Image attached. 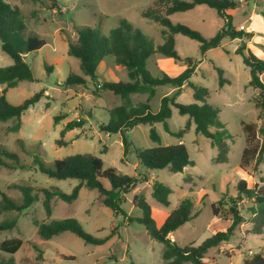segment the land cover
<instances>
[{
  "label": "rangeland",
  "instance_id": "rangeland-1",
  "mask_svg": "<svg viewBox=\"0 0 264 264\" xmlns=\"http://www.w3.org/2000/svg\"><path fill=\"white\" fill-rule=\"evenodd\" d=\"M153 1L58 0V7L53 9L48 0H9L14 7L20 9L27 25V33L38 34L46 44L39 51L28 53L25 57L36 80L20 81L15 87L7 89V98L14 105L21 104L40 90H44V96L23 114L22 126L18 131H8L13 120L0 122V147L16 153L20 163L29 166L28 169L1 166L0 190L17 203H22L23 194L14 187L16 185L32 187L33 193L38 197L29 209L20 214L17 211L0 214V222L17 219L14 229L0 231V241L12 238L23 240V246L14 254L0 251V263L11 260L14 264H165L163 255L166 246L153 238L139 221L143 217L141 209L134 207L131 210L132 192L126 195L128 199L121 206L134 219H128V225L124 224L122 217H114L112 210L101 203V195L96 189L87 187L80 190L78 199L72 205L58 197L53 198L52 214L49 216L43 206L42 188L57 187L71 193L79 181L49 177L40 171L35 159L39 158L45 166L52 167L56 159L89 153L100 157L104 168L113 167L121 173L132 175L135 171L134 164L139 161V149L174 145L180 141L188 147L194 165L178 173L167 169H153L150 172V177L153 176L156 181L172 189L169 206L159 203L151 196L152 188L140 185V196L145 197L153 208L155 222L158 224L164 213H171L177 208L182 199L191 197L193 211L198 216L176 229L172 236L181 246L192 243L200 245L215 231L226 230L230 226L232 214L228 210V204L232 198L233 212L238 210L243 220L229 242L208 251L205 264H242L245 257L264 248V233L257 234L253 228L251 201L239 192L238 187L240 181L245 182L248 188L264 185V160L259 164L253 161L245 169L240 168L242 153L247 145L242 123L253 124L258 140H262L259 131L264 129V111L259 104L263 100L259 96V90L248 86L250 68L245 64L243 56L237 53L242 41L246 42L247 47V41L255 34L241 30L240 26L254 24L257 29L251 51L264 59V0H233L238 3V7L229 10L228 14L231 15L235 30L245 34L243 38L225 39L220 46L203 53L198 41L181 34L175 36L178 53L199 62L191 83L209 89L207 102L219 109L220 119L231 136L228 140L230 152L226 163L215 162L217 148L209 138L196 132L194 123L185 129L189 116L181 115L176 107H172V115L167 120L170 132L162 122L153 125L139 124L129 130L127 137L131 147L126 156L121 134L107 133L100 128L109 121L108 110L122 104V100L110 91L96 90V82L83 73L79 60L68 54V41L75 40L76 26L99 28L105 35H109L121 19H127L152 39L155 45H159L163 42V27L142 17V12ZM170 18L174 23L189 25L206 39L214 37L225 25V20L217 11L207 6L178 12ZM160 57L166 58L156 54L147 61V68L155 76L162 74L157 67V59ZM12 63V58L3 52L0 42V67ZM46 65L53 66L54 69L47 71ZM216 66L224 70V77L228 79L223 87L220 86ZM70 72L85 78L86 84L63 86ZM180 73L177 69L166 72L171 77ZM98 74L100 82L129 81L127 69L117 65L112 56L100 63ZM261 78L264 81V74ZM4 88L5 86H1L0 92ZM171 94L176 95V101L180 104L195 102L192 87L186 85L178 89L164 85L156 88L150 101L152 111L158 112L162 97ZM147 98V94H134L131 104L137 106L146 102ZM64 114L67 117L55 125L54 118ZM78 119L85 122L84 126L62 137L64 125ZM151 129L158 133L160 142L151 138ZM183 129L184 136L179 137L177 133ZM60 139L67 143L58 145L57 140ZM122 158L125 160L122 161ZM140 171L145 173L147 168L141 165ZM187 177L191 179L188 180ZM105 184L109 187L107 180ZM1 200L2 195L0 202ZM213 203L218 206L219 217L214 216ZM68 217L76 218L87 233L108 240L101 245L86 243L69 231L47 240L40 237L34 224L36 220L47 223ZM35 245L43 251L42 257L35 250Z\"/></svg>",
  "mask_w": 264,
  "mask_h": 264
},
{
  "label": "trees",
  "instance_id": "trees-1",
  "mask_svg": "<svg viewBox=\"0 0 264 264\" xmlns=\"http://www.w3.org/2000/svg\"><path fill=\"white\" fill-rule=\"evenodd\" d=\"M26 1V0H22ZM37 2L40 0H27ZM51 8L58 7V0H48ZM197 6H207L217 11L218 15L225 20L224 27L211 39H206L199 31L187 24L174 23L171 16L178 12H186L195 9ZM238 7V3L233 0H154L152 5L142 12V17L159 23L162 27V40L159 45H155L152 39L136 28L127 19H121L119 25L111 30L109 35H105L99 28L75 27V40L68 41V54L79 60L83 73L92 81L96 82V90L110 91L119 96L122 104L108 110L109 121L100 126L102 131L107 133H119L122 136L124 146V156L130 150L131 144L127 137V132L139 124L164 123L167 131L170 129L167 120L172 115V107H176L181 115H188L186 128L192 123L196 126V132L201 133L211 140L217 148L216 163L228 162L230 152L228 140L230 135L225 123L219 116V109L210 105L207 101L210 95L209 89L191 83V77L195 73L198 63L191 57H182L175 48L176 35L181 34L201 44L203 53L209 49L216 48L225 39L243 38L242 31H237L233 27L229 10ZM0 42L3 52L10 56L13 63L9 66L0 67V87L5 88L0 92V122L13 120V124L8 127V131H18L22 126L23 114L41 97L44 90H40L21 104L14 105L7 98V89L15 87L20 81H35V76L30 65L25 60L28 53L37 52L45 46V40L38 34H28L27 25L18 7H14L9 0H0ZM237 53L242 55L245 64L250 68L249 87L259 90V96L263 100L259 105L264 111V81L261 76L264 74V59L257 57L250 49H247L246 42L237 48ZM159 54L170 57L176 63L186 65V69L178 76L171 77L162 72L160 76H155L147 68V61L154 55ZM112 56L117 65L127 69L129 81L100 82L98 67L105 58ZM47 71H52L53 66H47ZM219 73V83L223 87L228 79L224 77V70L216 66ZM87 80L70 72L62 84L65 87L86 84ZM164 85H171L181 89L184 85L192 87L195 102L183 105L176 101V95H165L161 99L160 109L154 113L150 101L156 93V88ZM147 94L148 100L137 106L131 104V95ZM83 111V110H82ZM67 115H57L54 124L66 118ZM85 122L82 119L67 122L61 136L65 137L70 131L82 128ZM243 131L246 135L247 145L245 146L240 162V168L245 169L253 161L257 164L264 160V129L259 133L262 140H258V133L255 126L250 123H242ZM178 132L179 137L184 136V130ZM151 138L155 142H160L158 133L151 129ZM63 139L57 140L58 145H65ZM138 157L141 163L155 170L167 169L173 173L183 172L188 166H193L194 161L190 158L188 147L185 143L174 145H157L149 149H139ZM11 161V162H9ZM39 164L41 172L51 178L60 180L76 179L79 183L73 188L71 193H66L62 189L42 188L44 194L43 206L48 215L52 214L51 201L58 197L62 201L72 205L79 197L82 187L96 189L101 195V203L112 210L113 216L127 214L122 209V204L126 201V195L134 190L140 183L148 181L147 176L139 177L124 174L116 168H104L103 160L93 154H75L62 159H56L52 167H47L39 158L35 159ZM13 169H28L29 166L20 163L16 153L10 152L0 147V167ZM188 180L191 177L187 178ZM109 182V187L105 184ZM20 189L23 194L22 203L11 200L0 190L2 200L0 202V214L5 211H17L22 213L29 209L38 197L33 193L30 186H14ZM239 192L251 201V215L255 233H264V185L248 188L245 182L238 184ZM172 189L166 184L154 181L152 184L151 196L159 203L169 206V196ZM228 204V210L232 214V222L226 230H217L212 236L206 238L200 245L189 244L179 245L170 238V234L180 226L190 222L198 213L193 211V200L186 197L181 200L161 227H158L152 215L151 205L143 196H135L134 204L143 212V217L139 220L143 223L151 236L166 246L163 258L165 264H205L208 251L219 247L225 242H229L233 237L236 227L242 222L243 216L237 210L233 212V201ZM215 217H219L217 204H212ZM129 217V216H127ZM129 219L133 220L131 217ZM37 232L43 239H51L63 232L69 231L86 243L101 245L108 238H96L87 233L76 218L68 217L51 222L34 221ZM17 225V219H10L0 222V231L12 230ZM23 246V240L19 238L5 239L0 241V251L14 254ZM39 256H43V251L37 245L34 246ZM0 264H14L11 260ZM135 264V263H131ZM219 264V263H216ZM242 264H264V248L251 253L243 259Z\"/></svg>",
  "mask_w": 264,
  "mask_h": 264
},
{
  "label": "crops",
  "instance_id": "crops-1",
  "mask_svg": "<svg viewBox=\"0 0 264 264\" xmlns=\"http://www.w3.org/2000/svg\"><path fill=\"white\" fill-rule=\"evenodd\" d=\"M198 7V6H197ZM253 26H254V24H253ZM255 28H256V26H255ZM257 29V28H256ZM250 34H253V33H250ZM256 34V33H255ZM253 35L252 36V39L250 40V41H247V47H248V49H252V46H251V43H252V41L254 40V38H255V36L256 35ZM157 67H158V69L159 70H161V73L162 72H164L165 71V73L168 71L169 72V69H177V72H183L185 69H186V65H177L176 64V62H175V60L173 59V58H170V57H166V58H162L161 59V57L160 58H158L157 59ZM180 73V74H181ZM263 76V75H262ZM184 86H186V85H184ZM183 86V87H184ZM182 87V88H183ZM134 95V94H133ZM131 99H132V95H131ZM148 99V98H147ZM146 99V100H147ZM79 111V110H78ZM193 124V123H192ZM180 142H182V141H180ZM179 142V143H180ZM124 158H122V161H124L123 160ZM141 165H143L142 163H141V161H140V159H139V161L138 162H136L135 164H134V168H135V171H134V173L132 174V176H136V177H139V176H141V175H145V176H147V178H148V181H146V182H144V183H140L134 190H132L131 192H132V194H133V197H132V208H131V210H133V208L134 207H136L135 206V204H134V198H135V196H140V191H141V189H140V185L141 184H143V185H145V187L146 188H152V184H153V182L154 181H156V179L152 176V177H150V172H152V169H149V168H147V171L145 172V173H143V172H141L140 171V167H141ZM144 166V165H143ZM145 167V166H144ZM121 172V171H120ZM188 178V177H187ZM186 178V179H187ZM83 188V187H82ZM81 188V189H82ZM191 190V189H190ZM80 194V193H79ZM128 199V197H126V200ZM152 208V207H151ZM169 214L170 213H164V215H163V218L161 219V221L157 224V226L158 227H161L162 225H163V223L165 222V220H166V218L169 216ZM152 215H153V208H152ZM120 217H122L123 219H124V224L125 225H128V219H129V217H127V216H129L128 214H127V216L126 215H119ZM173 233V232H172ZM172 233L169 235L170 236V238L173 240L174 239V237L172 236Z\"/></svg>",
  "mask_w": 264,
  "mask_h": 264
},
{
  "label": "built area",
  "instance_id": "built-area-1",
  "mask_svg": "<svg viewBox=\"0 0 264 264\" xmlns=\"http://www.w3.org/2000/svg\"><path fill=\"white\" fill-rule=\"evenodd\" d=\"M240 29L247 33H256V28L252 24H249V25L242 24L240 26Z\"/></svg>",
  "mask_w": 264,
  "mask_h": 264
},
{
  "label": "water",
  "instance_id": "water-1",
  "mask_svg": "<svg viewBox=\"0 0 264 264\" xmlns=\"http://www.w3.org/2000/svg\"><path fill=\"white\" fill-rule=\"evenodd\" d=\"M232 210L234 211V208Z\"/></svg>",
  "mask_w": 264,
  "mask_h": 264
}]
</instances>
